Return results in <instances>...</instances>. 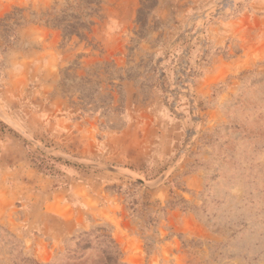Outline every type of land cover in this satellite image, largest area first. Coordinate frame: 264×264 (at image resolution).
<instances>
[{
  "label": "rangeland",
  "instance_id": "rangeland-1",
  "mask_svg": "<svg viewBox=\"0 0 264 264\" xmlns=\"http://www.w3.org/2000/svg\"><path fill=\"white\" fill-rule=\"evenodd\" d=\"M0 264H264V0H0Z\"/></svg>",
  "mask_w": 264,
  "mask_h": 264
}]
</instances>
